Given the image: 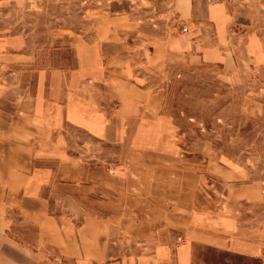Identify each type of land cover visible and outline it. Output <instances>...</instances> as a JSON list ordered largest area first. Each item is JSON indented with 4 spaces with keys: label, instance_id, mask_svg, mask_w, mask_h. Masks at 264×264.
<instances>
[{
    "label": "crops",
    "instance_id": "0c3cea01",
    "mask_svg": "<svg viewBox=\"0 0 264 264\" xmlns=\"http://www.w3.org/2000/svg\"><path fill=\"white\" fill-rule=\"evenodd\" d=\"M170 6L148 33L112 0L73 41L0 35V264H195L198 245L264 264L262 210L242 222L235 207L259 204L264 179L234 185L249 162L228 156L221 210H199L198 163L160 85L211 82L264 124V0Z\"/></svg>",
    "mask_w": 264,
    "mask_h": 264
},
{
    "label": "rangeland",
    "instance_id": "374dc122",
    "mask_svg": "<svg viewBox=\"0 0 264 264\" xmlns=\"http://www.w3.org/2000/svg\"><path fill=\"white\" fill-rule=\"evenodd\" d=\"M111 1L0 0V35H22L36 49L59 45L66 40L73 41L79 32L90 30L89 13L109 5ZM127 1L135 20H139L136 30L140 32L157 30L153 25H165L171 14L170 0ZM123 6L127 3L124 2ZM260 10L264 12V8ZM84 14L86 17H83ZM145 82L151 88L156 87L157 82L152 77ZM160 85L164 97L163 111L173 118L186 150L191 149L189 155L192 162L198 163L195 200L199 210H221L222 195L229 184L222 181L221 164L228 156L243 164L246 159L249 162L243 167L249 170V177L236 183L231 181L234 185L246 184L257 177L264 179V124L241 119L237 115V106L223 107L219 95L221 90L213 87L211 82L172 78L160 81ZM70 138L80 141L75 136ZM111 153L116 156V149ZM205 159L209 161L207 167ZM262 187L264 190V183ZM260 203H235L241 221H249L254 212L261 210L264 221V199ZM18 228H25L27 236L33 231L25 225ZM233 255L237 254L198 245L195 247V264H238Z\"/></svg>",
    "mask_w": 264,
    "mask_h": 264
},
{
    "label": "trees",
    "instance_id": "16d2710c",
    "mask_svg": "<svg viewBox=\"0 0 264 264\" xmlns=\"http://www.w3.org/2000/svg\"><path fill=\"white\" fill-rule=\"evenodd\" d=\"M235 259H237L238 264H262L259 259L250 258L242 255H233Z\"/></svg>",
    "mask_w": 264,
    "mask_h": 264
}]
</instances>
